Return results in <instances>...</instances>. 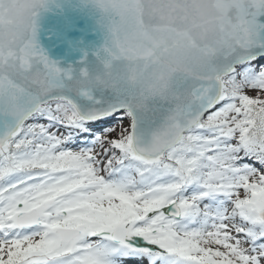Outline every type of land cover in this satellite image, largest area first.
Masks as SVG:
<instances>
[{"label": "snow or ice", "instance_id": "snow-or-ice-1", "mask_svg": "<svg viewBox=\"0 0 264 264\" xmlns=\"http://www.w3.org/2000/svg\"><path fill=\"white\" fill-rule=\"evenodd\" d=\"M50 2L0 0V264H264V0H82L78 72Z\"/></svg>", "mask_w": 264, "mask_h": 264}, {"label": "water", "instance_id": "water-1", "mask_svg": "<svg viewBox=\"0 0 264 264\" xmlns=\"http://www.w3.org/2000/svg\"><path fill=\"white\" fill-rule=\"evenodd\" d=\"M99 18V11L82 0H52L37 18L39 46L61 68L71 67L74 72L91 68L105 37Z\"/></svg>", "mask_w": 264, "mask_h": 264}, {"label": "bare ground", "instance_id": "bare-ground-1", "mask_svg": "<svg viewBox=\"0 0 264 264\" xmlns=\"http://www.w3.org/2000/svg\"><path fill=\"white\" fill-rule=\"evenodd\" d=\"M139 260L137 257H127L124 258L123 261H121V264H137L136 262Z\"/></svg>", "mask_w": 264, "mask_h": 264}, {"label": "rangeland", "instance_id": "rangeland-1", "mask_svg": "<svg viewBox=\"0 0 264 264\" xmlns=\"http://www.w3.org/2000/svg\"><path fill=\"white\" fill-rule=\"evenodd\" d=\"M124 260V258L122 259V261ZM137 263V262H136ZM123 264V263H122Z\"/></svg>", "mask_w": 264, "mask_h": 264}]
</instances>
